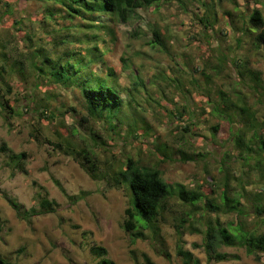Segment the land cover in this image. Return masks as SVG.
Segmentation results:
<instances>
[{
  "label": "rangeland",
  "instance_id": "374dc122",
  "mask_svg": "<svg viewBox=\"0 0 264 264\" xmlns=\"http://www.w3.org/2000/svg\"><path fill=\"white\" fill-rule=\"evenodd\" d=\"M44 4L40 0H0V64L7 68L0 76V145L3 140L14 153L25 152L27 169L11 175L8 155L0 151V257L10 264H96L90 252L96 244L107 249L115 264H145L144 254L156 264H185L179 248L191 251L200 264H264V256L256 259L240 246H217L222 260L208 256L201 246L206 224L215 216L230 231L235 230V213L214 212L208 205L220 201L221 186L215 183L220 184L225 171L233 175L247 170L234 159L238 152L230 137L236 124L215 116L211 109L219 90L230 94L237 87L238 75L230 58L245 60L264 86V44L253 48L245 37L237 45L239 33L230 19L241 23L255 8L264 16V7L253 0H214V9L207 12L194 0H159L137 9L126 22L108 20L110 32L89 28L88 34L97 36L88 42L74 40L84 29L77 20L78 29H69L73 30L70 41L58 45L59 29L61 33L69 30L60 17L47 16ZM203 15L213 23L212 29L198 22ZM154 29L159 35L157 43ZM66 46L79 53L66 55L65 61L73 58L79 65L84 64L80 51L87 54V47L96 46L93 52L103 61L92 69L102 71L101 77L108 68L115 71L109 80L122 91L121 107L105 116H91L76 86L49 85L38 75L45 49L57 55ZM222 54L227 57L223 70L206 87L204 76L194 69L200 66L209 71ZM244 88L249 102L264 108L259 103L264 96L255 102ZM130 97L136 101L127 103ZM31 100L48 106L54 118L39 120L35 109H26ZM62 139L89 149L103 168H119L132 157L157 167L172 187L177 183L187 188L200 185L204 194L200 210L189 216L187 208L171 197L159 215L156 236L138 220L136 229L145 237L133 241L122 226L124 211L131 206L128 187L112 186L110 174L103 178L102 172L91 178L71 155L53 149L48 142ZM99 167L98 172L103 171ZM250 175L257 179L256 173ZM246 188L253 189L250 184ZM45 192L58 208L33 217L30 224L18 219L3 197L6 194L29 208ZM247 222L249 226L256 223L252 216Z\"/></svg>",
  "mask_w": 264,
  "mask_h": 264
},
{
  "label": "trees",
  "instance_id": "16d2710c",
  "mask_svg": "<svg viewBox=\"0 0 264 264\" xmlns=\"http://www.w3.org/2000/svg\"><path fill=\"white\" fill-rule=\"evenodd\" d=\"M40 1L45 3L44 10L47 16L60 17L68 30L70 28L78 29V25L84 26L81 34L75 35L79 38L74 39L77 42H88V40L91 41L97 36H90L88 34L89 28H105L107 32H110L109 21L126 22L135 14L137 9L148 8L159 2V0ZM194 1L202 5L207 12L210 9H214V0ZM217 1L219 2L220 0ZM253 2L264 7V0H253ZM226 14L227 16L231 15L228 11ZM244 18L241 19V23L232 22V19H230L231 25L239 33L238 37L235 38L237 45L245 41L243 38L248 37L251 40V46L258 49L261 44H264V16L262 11L259 8H255L249 14L244 15ZM77 20L81 24L77 25L75 22ZM69 22H73L75 25H67ZM198 22L206 28H213V23L206 15L201 16ZM62 28L64 27L62 26ZM61 31L63 30L60 28V34L56 42L58 45H63L70 41L68 37L73 30H69V33H61ZM221 34H224L223 30H221ZM154 36L157 43L159 35L155 29ZM28 37V34H26L27 39ZM93 49H96V46L87 47V54H82L80 51L81 55L79 56L84 60V64L80 65L73 58L65 61L67 59L66 55L78 54V50L66 46L62 52L57 51V55H55L45 49L37 72L44 80L48 81L49 85L76 86L90 115L100 117L102 114L104 116L107 115V112L110 113L115 107H121L124 103V97L116 82L109 80L111 76L112 78L115 76V71L112 68L106 70L107 75L105 77H101L100 73L102 71L92 69V65L96 66L99 61H103L100 55H96L93 52ZM161 49L164 48L161 47ZM226 59L227 57H224L223 54L217 56L215 59L216 63L207 72L200 66L195 67L194 70L200 71L204 76L203 80L206 87L210 86L211 82H213V77L218 76L220 71L223 70L222 66ZM229 61L236 68L238 80L235 83L237 87H234L232 91L229 90L230 94L219 90L217 101L212 102L211 109L212 114H215V116L236 124V130L230 137L233 148L238 152L234 159L238 160L244 167H247V170L233 175L225 171L220 184L215 183L216 186H221L220 201L211 202L208 205L214 212L235 213V230L233 232L230 231L227 226H223L218 216H215L206 224L201 246L208 256L213 255L217 260L224 259L223 254L216 252V247L221 244L243 247L248 255L261 259L264 256V108L260 110L255 107V103L249 102L244 86L249 89L255 102H259L258 96H264V86L258 73L248 68L245 60L233 56ZM2 72H7V68L3 63L0 64V76ZM248 77L251 82L247 81ZM139 80L141 85L144 86L143 79ZM7 90L10 92V87ZM208 99L210 101V97ZM133 101L135 102L136 100L130 97L126 102L131 103ZM38 102L35 103V100L34 102L31 100L30 104L33 107L28 106L26 109H35L39 115V120L50 122L54 118L52 111L48 109V106H42ZM259 103L264 106V102ZM184 128L187 129L188 125H184ZM48 142L53 149L65 155H71L91 178L95 179L98 176L97 174L102 172L101 176L103 178L110 174L112 186L116 187L125 184L128 187L131 206L124 211L125 218L122 226L126 231L130 232L133 241L135 238L145 237V233L142 230L136 229L138 220H143L147 230L153 236H156L159 231V215L166 209V201L171 197H176L179 203L187 208L186 213L189 216L200 210L199 202L204 195L200 185L197 188H187L182 183H177L172 187L170 183L163 180L161 171L157 167L143 165L140 160H135L132 157L122 161L119 168L109 165L103 168L93 152L89 149L75 147L70 139L49 140ZM0 151L8 155L7 162L11 168V175L18 171L27 172L25 152L14 153L3 140L0 145ZM188 159H191V157L188 156ZM99 166L103 168V171L100 170L98 172ZM251 173H256L257 179H251ZM231 181H234V183ZM56 183L59 184L58 182ZM248 184L252 185L253 189L248 190L246 188ZM3 197L14 210L16 217L28 224L31 223L33 217L55 212L58 208L56 201L50 199L46 192L43 195L39 193L36 205L29 208H25L6 194H3ZM70 198L73 201L76 200L74 197L70 196ZM242 199L247 200L248 203H243ZM251 216L255 218L256 223H252V226H249L247 221ZM181 221H183L182 218ZM178 226H181V223H178ZM198 245L195 244V246ZM90 252L96 259V264H115L108 256L107 249L101 245H92ZM178 254L183 257L185 264H200L199 259L189 250L179 248ZM2 259L6 264H10L4 258ZM143 260L145 264H156L146 254L143 255Z\"/></svg>",
  "mask_w": 264,
  "mask_h": 264
},
{
  "label": "water",
  "instance_id": "95a60500",
  "mask_svg": "<svg viewBox=\"0 0 264 264\" xmlns=\"http://www.w3.org/2000/svg\"><path fill=\"white\" fill-rule=\"evenodd\" d=\"M0 264H6L1 257H0Z\"/></svg>",
  "mask_w": 264,
  "mask_h": 264
}]
</instances>
